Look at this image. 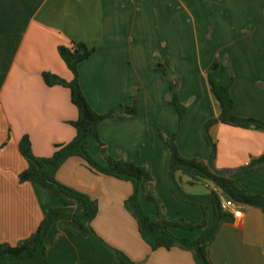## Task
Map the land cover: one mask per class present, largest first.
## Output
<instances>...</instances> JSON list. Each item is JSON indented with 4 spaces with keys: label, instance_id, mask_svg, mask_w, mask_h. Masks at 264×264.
<instances>
[{
    "label": "crops",
    "instance_id": "crops-1",
    "mask_svg": "<svg viewBox=\"0 0 264 264\" xmlns=\"http://www.w3.org/2000/svg\"><path fill=\"white\" fill-rule=\"evenodd\" d=\"M191 35L188 48L185 40ZM74 42L96 49L79 66L82 91L95 112L122 114L123 106L138 99V115L104 121L100 137L109 156L149 168L167 220L196 225L203 214L169 190L170 152L161 129L167 137L177 133L183 157L236 174L239 188L264 196V164L243 171L264 157V131L217 122L210 130L215 152L202 142L204 124L220 114L209 82L216 63L228 67L215 73L221 84H231L234 115L264 123V0H0V245L29 238L49 209L63 206L41 185L19 181L27 168L19 142L28 136L33 154L50 158L55 145L75 137L70 123L78 111L70 91L48 87L42 78L49 72L72 81L58 47ZM158 69L179 80L178 96L187 110L182 122L168 103V83ZM191 128L198 129L194 136ZM88 150L104 161L97 142L91 141ZM56 179L96 202L98 214L89 236L72 221L54 223L46 238L48 264H118L114 251L135 264H195L188 251H153L144 242L125 208L134 192L131 183L99 174L80 158L68 159ZM140 201L155 218L144 194ZM234 208L229 211L238 214L236 219L221 226L210 247L212 263L264 264V212L237 203ZM82 211L80 202L71 209ZM212 219L209 209L208 224ZM172 232L196 240L202 230Z\"/></svg>",
    "mask_w": 264,
    "mask_h": 264
},
{
    "label": "trees",
    "instance_id": "trees-1",
    "mask_svg": "<svg viewBox=\"0 0 264 264\" xmlns=\"http://www.w3.org/2000/svg\"><path fill=\"white\" fill-rule=\"evenodd\" d=\"M95 51V47H89L82 42L60 46L58 54L72 73V81L67 82L49 72L42 74L46 86H61L70 91L71 102L78 111V118L70 123L75 129L76 135L69 143L55 145L54 153L50 158L35 156L30 138L23 136L19 142V151L27 163V168L19 175V181L41 185L52 192L63 206L49 209L36 232L29 238L15 246L1 244L0 264H48L46 238L52 225L58 221L74 222L85 236L94 234L91 223L98 214L97 203L87 195L64 186L56 179L58 170L70 158H80L95 172L133 185L134 192L125 202V208L136 220L138 231L151 250L179 248L192 253L195 264H213L210 258L212 243L221 226L233 223L236 219L233 212L224 208L222 198L232 203L258 208L264 212V196L252 195L239 188L235 182L236 174H218L213 171L211 162L206 164L198 159L183 157L176 143L177 133L167 137L160 131L159 136L170 152L168 168L170 192L178 201L190 206H198L203 214L201 222L196 225L188 223L182 218L174 221L167 220L164 207L154 193V179L149 168L124 159H114L107 154L105 145L101 141L99 128L104 121L112 118H132L138 115L139 110L136 102L131 106H123L122 114L110 111L102 115L92 109L80 85L79 66L90 59ZM219 67L228 68L222 63L213 64L209 82L213 97L219 105L220 114L217 119L207 121L203 128L204 142L208 147L213 148V152H215V144L210 136V128L217 122L244 129L264 131L263 122L255 119H241L234 115V102L230 93L231 84L227 86L221 84L215 73ZM161 71L168 83V102L174 107L179 122H182L187 110L178 96V82H175L165 69H161ZM91 141L97 142L100 146L103 162L97 161L89 152L88 145ZM260 164H264V157L254 159L243 171L252 172ZM181 176L189 178L187 182L189 186L199 183L210 184L206 186L207 192L202 195L187 193L182 185ZM141 194H144L147 201L154 206L155 218H151L144 210L140 201ZM76 202L83 205V211L80 214L71 213ZM209 209L213 211L211 224H208L207 220ZM174 229L191 232L202 230V233L196 240H190L176 237L172 232ZM114 255L118 264H135L119 251H114Z\"/></svg>",
    "mask_w": 264,
    "mask_h": 264
},
{
    "label": "rangeland",
    "instance_id": "rangeland-1",
    "mask_svg": "<svg viewBox=\"0 0 264 264\" xmlns=\"http://www.w3.org/2000/svg\"><path fill=\"white\" fill-rule=\"evenodd\" d=\"M187 17V14L184 16V19ZM191 22V21H190ZM184 24H189V23H184ZM187 26V25H186ZM192 26H193V23L191 22L190 24H189V27H190V29H192ZM191 32V31H190ZM194 41V39H193V37H192V35H191V37H189V38H186V40H185V46H187L188 48H190V46H191V43ZM187 48V49H188ZM156 67H158V64H157V66ZM156 71H160L161 73H163L162 71H161V69H158V70H156ZM173 79H175V82L177 81L178 82V86L180 87V83H179V80L178 79H176V78H173ZM133 98L134 99H136L137 98V91H135V94H134V96H133ZM144 99V98H143ZM143 99L140 101V103H143ZM136 102H138V99L136 100ZM169 103V102H168ZM136 106H137V104H136ZM137 108H138V106H137ZM139 110V109H138ZM215 119V118H214ZM211 120V119H210ZM209 121V120H208ZM205 125V124H204ZM214 126V125H213ZM212 126V127H213ZM211 127V128H212ZM203 128H204V126H203ZM211 128H210V130H211ZM160 129V128H159ZM158 129V130H159ZM192 129V132H193V136H194V134H195V131L196 130H198V129H195V128H191ZM199 130L201 131V128H199ZM162 132V133H164V131H162V129L161 130H159V132ZM176 132V131H175ZM165 134V133H164ZM202 134H203V129H202ZM204 141V139L202 140V142ZM205 143V142H204ZM206 144V143H205ZM210 149H213V148H211V147H209ZM181 178H182V185H183V187H184V189H185V191L187 192V193H189V194H198V195H202V194H205L206 192H207V188H206V185L205 184H201V183H199V184H197V185H195V186H189V185H187V183H185L184 182V180H189V178H187V177H185V176H181ZM222 203H223V206H224V208L226 209V210H235V208L234 207H230V205L228 204V202H227V200H225V201H222ZM233 208V209H232Z\"/></svg>",
    "mask_w": 264,
    "mask_h": 264
},
{
    "label": "built area",
    "instance_id": "built-area-1",
    "mask_svg": "<svg viewBox=\"0 0 264 264\" xmlns=\"http://www.w3.org/2000/svg\"><path fill=\"white\" fill-rule=\"evenodd\" d=\"M228 202V204L230 205V207H234V204L235 203H232V202H230V201H227ZM233 209V208H232ZM234 214H235V216L237 217V213L236 212H233Z\"/></svg>",
    "mask_w": 264,
    "mask_h": 264
},
{
    "label": "water",
    "instance_id": "water-1",
    "mask_svg": "<svg viewBox=\"0 0 264 264\" xmlns=\"http://www.w3.org/2000/svg\"><path fill=\"white\" fill-rule=\"evenodd\" d=\"M162 66L161 65H158V68H161ZM212 169L214 172L218 173V174H222L221 171H217L213 166H212Z\"/></svg>",
    "mask_w": 264,
    "mask_h": 264
}]
</instances>
